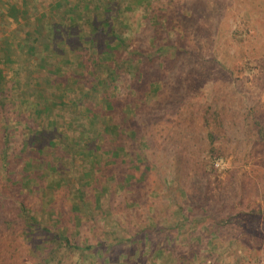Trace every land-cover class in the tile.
I'll return each mask as SVG.
<instances>
[{"label":"rangeland","instance_id":"374dc122","mask_svg":"<svg viewBox=\"0 0 264 264\" xmlns=\"http://www.w3.org/2000/svg\"><path fill=\"white\" fill-rule=\"evenodd\" d=\"M11 3L26 17L11 18ZM94 5L126 38L105 48L126 64L104 94L112 102L106 113L100 95L87 100L93 81L66 83L71 69L79 75V61L100 56L101 41L87 40L93 30L79 10L95 16ZM35 18L42 34L27 32ZM140 43L154 46L159 63L143 66L136 80L127 61ZM143 71L157 73L151 87ZM0 79V152L8 155L0 182L35 229L1 238L0 264H264V0H0ZM33 123L66 141L57 140V154L82 153L69 183L60 186L67 165L35 174V153H44L35 150L42 142ZM109 145L117 147L111 156ZM133 149L144 152L134 157ZM69 186L96 190L94 208L78 192L77 206H62ZM143 223L133 246L123 241ZM65 228L85 246L51 238Z\"/></svg>","mask_w":264,"mask_h":264},{"label":"trees","instance_id":"16d2710c","mask_svg":"<svg viewBox=\"0 0 264 264\" xmlns=\"http://www.w3.org/2000/svg\"><path fill=\"white\" fill-rule=\"evenodd\" d=\"M21 3H26V0H21ZM88 3H90V1H87L85 4L87 5ZM8 9H7V6H6V13H8V15L11 17V18H19V14L22 12L24 13V16L26 17V11H24L23 8L21 7H18V5L15 3H11L8 5ZM95 6V5H94ZM87 7V6H86ZM97 9V13L95 16H90L89 14L87 15L83 9H79L80 12H81V18H83L87 23H88V26L91 27V29L93 30L92 31V35L87 39V40H91L92 42L96 39V41L100 40L101 41V44L102 46L99 47V55L93 57V59H91L90 61H88L87 63L85 62H81L79 61V66L81 67V70L79 69V75H76L77 74V71L75 68L71 69V75L69 74L66 78H67V84L70 83V80L72 78H76L77 79V83H76V87H80L81 85L83 84H80L79 83V77L78 76H81V79H82V83H84L83 86H88L86 85L85 83L87 81H93V84L91 86H88L86 87V92L89 93V96H90V99H87L88 102L92 101L94 96H97V95H100L99 96V99L97 100V105H99L98 107L103 110L105 113H106V110L107 108L109 107L110 103L112 104V102H110L108 100V95L107 97L104 95L107 90H111L113 89L116 83L115 79L119 76L123 77V71H122V67L121 65L123 64L124 62V65L125 64V61H122L120 64L118 59H115V60H111V53H109L107 50H105L106 47H109V48H112L113 44H111L112 42L113 43H118V41L121 40V42H125L126 41V38L124 39V36L122 35L121 32H119L118 28L115 27L117 22H115V20H113L111 23L109 22L110 19H109V15L106 13V14H100V6L97 5L95 6ZM92 9V8H90ZM87 10L89 12V9L87 7ZM103 12V11H102ZM5 14L4 12L1 13V15ZM102 16V17H99V16ZM4 18V16H2ZM17 18V19H18ZM33 22V25H31ZM72 23L68 24V27L71 25ZM27 32H33L34 29L37 30L38 32V35L39 34H42L43 32V28H44V24L41 20H38L37 18H35V22L34 20H28L27 21ZM32 26V27H31ZM59 26V23H55L54 26L52 27H48L47 25V28H49V32L52 33L56 27ZM31 27V29H29ZM33 29V30H32ZM26 32V33H27ZM30 34V33H29ZM42 36V35H40ZM94 36V37H93ZM50 37H52L51 35H48L47 36V44L52 48L53 45L51 44V39ZM38 39L35 38V36L33 37V44L35 42H37ZM75 45L74 46H78V38L77 40H75ZM147 47L144 48L142 47L141 43L138 44V45H135V49H136V52L135 53H128V56L131 57L130 60L127 61V64H128V68L129 70L127 71H135L134 72V76H137V77H134L136 78V80L140 79V75L142 73V70H143V66H150V69H153L154 67L157 66V64L159 63L157 61V55H153V54H150V50L151 49H154V46L150 43H147ZM31 46V45H30ZM34 47V46H33ZM144 51H143V50ZM156 50V49H155ZM134 52V51H133ZM79 56V55H78ZM66 58V57H64ZM36 60H38L39 62V65H41L43 63L44 66H46L45 64V61H46V57H35ZM60 60V59H59ZM65 62V60H63L61 63ZM112 62V63H110ZM62 65H60V68H61ZM59 67V63L53 65L52 68H49L50 71H54L56 68ZM90 68V70L88 69ZM48 70V72H50ZM55 71H58V69H56ZM145 72V79L149 82V86L151 87V84L152 83V79H154V76H157L156 74L157 73H152V72H149V71H143V73ZM154 74V76H152ZM71 77V78H70ZM102 78V79H101ZM1 80V79H0ZM102 82V85H98L99 83ZM112 91V90H111ZM96 94V95H95ZM117 95H113V99H115ZM91 104V103H90ZM123 113H121L122 115ZM125 114L124 113L122 115V122L124 121V117H125ZM120 115V114H119ZM33 128H35V133H34V141L36 142H42V144L40 146H38L35 150H41L44 155H41V156H38V153L36 151L35 155L37 154V156L35 157V174L38 173L39 169L40 168H45V169H49L48 172H52V170L54 171H60V166L61 165H67L69 167V173H68V176L63 178L62 182L60 183V186H63L65 185V183H69L70 182V179H71V176L73 175V172L72 170L74 169V165H76L77 163L79 165H82L84 164L83 162V156H82V153L81 154H78V155H73L75 150H72V148L67 151V153L70 155V157H68L67 155H61V154H57V152H59L57 149L59 147V145H56V142H58L57 140L58 139V135H57V131L55 128H52V127H42V126H38L37 123H33ZM122 124V123H121ZM121 127L119 126V129ZM4 134L9 136L7 134L6 131H4ZM116 137V138H115ZM6 138V136H5ZM117 141V135H111L110 134V137L108 139V141L112 144V145H115L113 143V141ZM115 141V142H116ZM59 144H61L62 146L63 145H66V141L64 140H59ZM101 144L103 146H107L106 145V139L104 138L103 141L101 142ZM109 148H110V156L113 155V153H115V150L117 147H113L111 145H109ZM56 149V150H55ZM129 152H132L134 157H137L140 152H144V151H135L134 152V149L133 150H129ZM7 156L4 152H0V161H2L0 163L1 166H4L5 167V163H6V160H7ZM42 156L44 157V159L42 158ZM82 156V157H81ZM80 160V161H79ZM74 164V165H73ZM42 165L44 167H42ZM0 166V167H1ZM91 168H89V170L92 172L96 169V167H94L93 165H90ZM1 172V171H0ZM81 173H83V171H81ZM2 180V179H1ZM69 181V182H68ZM2 182H5V180H2ZM2 182H0V194L2 195V199L0 200V210L2 211L0 213V218L2 220V222L5 224V229H6V234L4 236H0V239H6L7 235L8 237H10V235L12 234H15L17 233L19 230H24L25 232H31L30 230L32 229V227H29L28 226V223L30 222V218L29 216L27 215L23 217V214L25 213L24 210H23V202L19 199H15L14 198V195H15V191L12 187L10 186H5L2 184ZM105 183V182H103ZM90 188L91 187H87V189H85L83 192L81 189L77 188H70L69 186V190L72 191L71 192V195L67 196L68 198L66 199V201L64 202V204H62V206H65V205H70V208H73L74 206H77L76 203H74L76 201V198H77V193L78 192V196H79V199H82L81 201H84V199L88 200L87 202V205H86V208L90 210H92L94 208L93 205L96 204V190L93 191L91 193L90 191ZM111 192H107L105 195L107 196V199H109V197L111 196ZM58 195V194H57ZM109 196V197H108ZM26 214V213H25ZM19 218H23V223H21L19 221ZM33 219V217L31 218ZM37 221H35L33 219V224H35ZM40 224V222H39ZM146 223H143V225H136L135 226V231L134 232H129V234H131V236L129 235V237H126L124 238L123 241H127L126 243L127 244H131L130 246H133V237L137 234H139V232L142 230V231H146V226H145ZM39 229L42 230V227ZM33 231L35 229H32ZM68 230H71V228H65L63 230V233L61 234H56V233H52L51 234V238H56L58 236H63L62 238V241L60 243L62 244H65L66 246L68 247H75V248H83L85 245L76 241L75 239L73 238H69L68 236H65V234H67L66 231ZM2 233V231H1ZM5 251V250H3ZM28 255V254H27ZM34 261L35 263H37V257L36 256H31L29 255ZM41 261V259H39V262ZM148 264L149 263V258L145 259L142 261V264Z\"/></svg>","mask_w":264,"mask_h":264},{"label":"built area","instance_id":"2783aa9c","mask_svg":"<svg viewBox=\"0 0 264 264\" xmlns=\"http://www.w3.org/2000/svg\"><path fill=\"white\" fill-rule=\"evenodd\" d=\"M217 164V163H216Z\"/></svg>","mask_w":264,"mask_h":264}]
</instances>
